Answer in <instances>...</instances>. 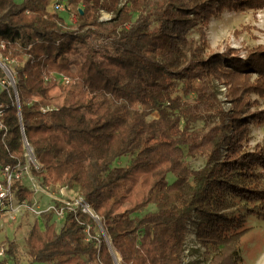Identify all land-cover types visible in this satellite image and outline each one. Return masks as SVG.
I'll list each match as a JSON object with an SVG mask.
<instances>
[{"label": "trees", "instance_id": "16d2710c", "mask_svg": "<svg viewBox=\"0 0 264 264\" xmlns=\"http://www.w3.org/2000/svg\"><path fill=\"white\" fill-rule=\"evenodd\" d=\"M50 1L0 0L4 52L23 63L15 70L18 105L12 90L0 95V162L24 160L23 129L44 180L68 176L110 244L93 235L86 213L67 211L58 232L45 214L44 228L36 221L25 239L31 263L115 264L112 248L120 264H183L187 222L197 216L196 237L213 248L208 264H239L245 216L264 221V144L249 149L246 135L249 123L264 125V108L250 112L245 101L255 94L264 106V46L243 58L230 47L208 52L206 26L225 10L263 9L264 0H164L156 8L148 0H64L77 15L74 28L46 12ZM101 11L111 14L108 23ZM54 75L81 83L59 107ZM213 80L225 86L231 109ZM198 122L202 129H192ZM127 156V166H114ZM185 157L204 165L191 169ZM14 188L19 201L32 200ZM135 197L156 210L121 212Z\"/></svg>", "mask_w": 264, "mask_h": 264}, {"label": "rangeland", "instance_id": "374dc122", "mask_svg": "<svg viewBox=\"0 0 264 264\" xmlns=\"http://www.w3.org/2000/svg\"><path fill=\"white\" fill-rule=\"evenodd\" d=\"M57 1L66 3L64 0H51L46 7L47 13H57L53 11V4ZM124 3L127 0H120ZM150 8H156L161 5L164 0H148ZM81 7V6H80ZM63 18L65 25L69 28H74L77 22V15L75 11H64L57 13ZM137 15H134L136 18ZM111 19V14L104 11L100 12L99 21L102 23H108ZM192 36L197 38V34L192 32ZM206 37L208 42V52H223L227 47H230L236 51L241 58L246 55L247 49L255 45L264 46V8L253 9H240L236 11H224L211 17L206 26ZM84 52V49L81 48ZM23 63L14 61L10 65L11 69H18ZM255 75L252 74V78ZM58 86L51 91L54 107H59L63 101L67 98L74 97L81 89V83L79 81H72L69 84L63 83V81L57 79ZM214 90L217 93L218 99L222 101L225 110L231 109V104L225 99V86L219 84L216 80L212 81ZM192 96L187 100H192ZM34 99H39L38 95H34ZM245 101L248 104L250 112H254L259 109H263L262 100H260L255 94H251L245 97ZM100 102V98L95 99L97 106ZM87 117H91L92 113L86 112ZM157 114H153L147 118V120L156 119ZM203 123L198 122L191 125L192 129H202ZM247 130L248 148L254 149L256 144H264V125H258L255 123H249ZM131 157H123L118 159L114 166L124 167L130 162ZM185 161L191 169H199L204 165V159L196 158L192 159L185 157ZM36 166H33L31 177L33 185L26 179L24 183L30 188L32 192V200L26 201L25 206L16 207L9 213L0 214V249L5 251V260L0 264H32L30 258L26 253L25 239L27 238L33 224L37 221L40 227L44 228V215L51 214V222L56 225V231L58 232L64 224V218L66 215V203H69L70 207L74 209H80L77 204L82 197V194L78 187L70 181L67 176L61 183H51L44 180V170L41 165L36 162ZM33 171V172H34ZM258 171H261L258 168ZM169 183L174 181V176L169 174L167 176ZM260 187L264 189V171ZM243 203H241L242 205ZM136 209L135 215H143L147 212H154L155 206L143 204L141 197H135L129 200L120 211ZM240 213L245 214V210L242 206L237 208ZM63 210V215L61 211ZM236 210V209H235ZM201 219L197 216H193L192 219L187 222L184 241V256L183 264H208L209 259L213 254L212 247H204L196 237L197 225ZM95 227L93 228V235L103 236L106 243L110 244L109 239L103 231L102 225L99 219H95ZM245 226L249 228V231L245 233L241 239V245L239 250V256L241 261L239 264H264V221L255 216H245ZM92 234L89 232L86 235V240H90ZM13 243L14 256H9L6 251L9 249V243ZM110 247V246H109ZM114 258V251L109 248ZM116 253V252H115ZM115 261V258L113 259ZM117 264L116 262H114ZM89 264H91L89 262Z\"/></svg>", "mask_w": 264, "mask_h": 264}, {"label": "built area", "instance_id": "2783aa9c", "mask_svg": "<svg viewBox=\"0 0 264 264\" xmlns=\"http://www.w3.org/2000/svg\"><path fill=\"white\" fill-rule=\"evenodd\" d=\"M52 9L57 13L70 11L68 4L60 1L55 2ZM4 50L5 44L2 40H0V95L4 93L10 95V90H12L14 98L16 100V104L18 105V98L15 90L16 74L15 70L10 68V65L13 64L15 60L9 58ZM58 78H60L65 84L70 83V79L68 77H65L63 75H54V79L57 80ZM0 108H2L1 104ZM1 115L2 111L0 110V116ZM1 128L2 124L0 123V129ZM21 132L23 136L24 160L19 161L15 164H2L0 162V214L9 213L16 207L25 206L26 204V201H19L16 198V189L14 188L15 183H19L22 187L28 189L29 191L30 188L27 187L24 181L27 179L29 183L33 185V180L30 174L31 169L33 170V166H36L35 164L37 160L33 154L32 148L24 138L23 129ZM77 204L81 207L80 209H74L73 207H70L72 205L66 203V212L81 211L91 216L94 220L98 219L92 209L85 203L83 198L77 201ZM61 214L63 215V210L61 211ZM88 230L89 229H87V232ZM5 257L6 256L4 249H0V262L4 261Z\"/></svg>", "mask_w": 264, "mask_h": 264}, {"label": "bare ground", "instance_id": "6f19581e", "mask_svg": "<svg viewBox=\"0 0 264 264\" xmlns=\"http://www.w3.org/2000/svg\"><path fill=\"white\" fill-rule=\"evenodd\" d=\"M113 255H114V258H115V262L117 263V264H120V257H119V255L117 254V253H113Z\"/></svg>", "mask_w": 264, "mask_h": 264}, {"label": "crops", "instance_id": "0c3cea01", "mask_svg": "<svg viewBox=\"0 0 264 264\" xmlns=\"http://www.w3.org/2000/svg\"><path fill=\"white\" fill-rule=\"evenodd\" d=\"M15 2H16V3H21V2H22V0H15Z\"/></svg>", "mask_w": 264, "mask_h": 264}, {"label": "water", "instance_id": "95a60500", "mask_svg": "<svg viewBox=\"0 0 264 264\" xmlns=\"http://www.w3.org/2000/svg\"><path fill=\"white\" fill-rule=\"evenodd\" d=\"M24 138H25V140L27 141V139H26V137H25V135H24ZM111 251V250H110ZM114 259V258H113ZM115 262V261H114Z\"/></svg>", "mask_w": 264, "mask_h": 264}]
</instances>
